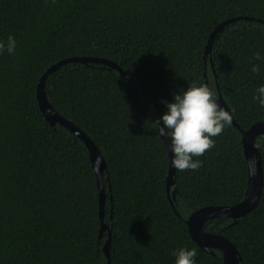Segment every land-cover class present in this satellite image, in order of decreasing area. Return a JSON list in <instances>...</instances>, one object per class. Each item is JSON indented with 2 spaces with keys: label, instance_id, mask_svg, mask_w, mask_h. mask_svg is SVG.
Returning a JSON list of instances; mask_svg holds the SVG:
<instances>
[{
  "label": "trees",
  "instance_id": "trees-1",
  "mask_svg": "<svg viewBox=\"0 0 264 264\" xmlns=\"http://www.w3.org/2000/svg\"><path fill=\"white\" fill-rule=\"evenodd\" d=\"M234 18L241 19L216 35L205 60L210 34ZM9 36L17 47L0 53V264H108L88 149L50 125L36 96L48 68L71 57L110 60L133 79L77 62L45 82L50 104L106 162L111 264H175L181 248L196 249L195 264H223L220 251L194 242L186 221L202 207L244 198L241 133L225 128L214 148L193 157L202 161L199 170H176L168 194V155L148 105L160 119L174 95L205 84L242 130L264 122V107L253 99L264 86V60L254 59L256 52L264 57V0H0V42ZM257 145L264 176V135ZM232 222L214 219L204 229L229 239L240 264H264V186L254 210Z\"/></svg>",
  "mask_w": 264,
  "mask_h": 264
},
{
  "label": "water",
  "instance_id": "water-1",
  "mask_svg": "<svg viewBox=\"0 0 264 264\" xmlns=\"http://www.w3.org/2000/svg\"><path fill=\"white\" fill-rule=\"evenodd\" d=\"M241 18H234L227 20L220 25H218L214 31L210 34L208 42L204 51V59L206 60L212 52L213 42L216 35L223 30V28L229 23L236 21ZM97 63L103 64L110 69H115L119 72L120 76L133 83V79L129 76L119 65L115 62L104 58H93V57H71L60 60L55 63L41 76L37 88H36V96L38 100V104L40 110L45 117V119L52 126H56L57 124L66 128L69 132L79 138L88 149L90 155V161L92 167L95 171L97 177V187H98V195H99V206H100V219L102 221V227L100 231L101 234L104 231H108V238L103 245V252L105 257L108 260V264H111V236H112V222L106 225L103 223V210L105 205L106 193H105V182H104V173L107 170L106 162L101 155L99 149L95 145V143L86 135V133L81 130L78 126L74 125L72 122L64 118L61 114H59L55 108L50 104L48 97L45 91V82L47 77L59 70L62 66L70 64V63ZM135 87V85H134ZM142 93V92H141ZM217 103L221 108L225 111L231 112L222 99L219 97ZM148 110L152 115V120L155 122L159 120V116L152 107V105H148ZM232 124L237 127L241 133V140L243 146V152L248 164V184L247 189L244 195V198L241 202L233 206H206L202 207L196 211H194L189 218L187 219V226L189 233L194 240V242L205 252L214 254L213 250H218L222 254L223 264H240L242 258L239 254L236 246L226 237L208 232L204 229L205 224L214 219H231L234 223L241 217L246 216L254 208L258 205L263 186H264V176H263V165H262V154L257 145V138L259 136L264 135V122H257L253 124L249 129L242 130L236 121L232 120ZM163 128V125H161ZM159 132V131H158ZM160 134V133H159ZM162 141L167 151L168 155V176L166 179L167 192L170 194L171 188L175 184V174L176 169L172 165V160L174 159V154L171 151V139L165 134L161 135ZM99 161V164H97ZM112 200V198H111ZM173 203V202H172Z\"/></svg>",
  "mask_w": 264,
  "mask_h": 264
},
{
  "label": "clouds",
  "instance_id": "clouds-1",
  "mask_svg": "<svg viewBox=\"0 0 264 264\" xmlns=\"http://www.w3.org/2000/svg\"><path fill=\"white\" fill-rule=\"evenodd\" d=\"M16 47L15 38L9 36L7 45L0 42V53L6 50L9 54H15ZM254 59L261 61L264 57L256 52ZM260 70L259 64H253V73L259 74ZM253 99L264 107V86L257 89ZM174 100V103L165 102L167 113L152 125L161 135L166 134L171 139L173 167L181 172L196 171L202 167V161L193 157L203 156L215 147L214 138L231 126L233 116L219 106L216 92L205 84L189 86L186 91L174 95ZM173 255L176 257L175 264H195L197 251L195 248H181Z\"/></svg>",
  "mask_w": 264,
  "mask_h": 264
}]
</instances>
